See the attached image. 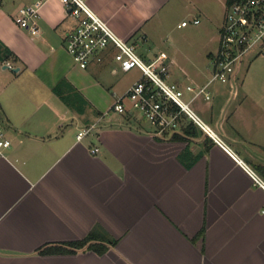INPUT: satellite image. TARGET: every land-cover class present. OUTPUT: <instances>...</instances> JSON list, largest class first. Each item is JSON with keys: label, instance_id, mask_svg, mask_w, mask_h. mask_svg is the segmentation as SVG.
I'll list each match as a JSON object with an SVG mask.
<instances>
[{"label": "crops", "instance_id": "crops-1", "mask_svg": "<svg viewBox=\"0 0 264 264\" xmlns=\"http://www.w3.org/2000/svg\"><path fill=\"white\" fill-rule=\"evenodd\" d=\"M35 1H0V47L14 53L1 59L0 72V121L12 141L0 156V264H264V188L188 118L176 136H161L141 114L112 109L140 77L119 90L112 50L78 66L65 47L77 20L61 0L45 1L39 36L22 29L19 9ZM89 3L152 64H166L161 53L153 62L148 43L170 18L193 14L179 27L205 25L219 42L227 8L226 0L215 7L199 0ZM166 65L169 81L181 86H204L213 76L212 64L194 72ZM62 80L85 102L65 103L54 90ZM209 85L210 100L188 93L193 107L264 179V136L255 135L264 103L250 101L243 85ZM98 228L108 240L69 244ZM100 242L104 253L92 248ZM58 247L67 251L43 252Z\"/></svg>", "mask_w": 264, "mask_h": 264}, {"label": "built area", "instance_id": "built-area-1", "mask_svg": "<svg viewBox=\"0 0 264 264\" xmlns=\"http://www.w3.org/2000/svg\"><path fill=\"white\" fill-rule=\"evenodd\" d=\"M1 1V0H0ZM46 0L19 9L16 23L32 36L41 34V9ZM68 15L77 20L75 29L67 34L65 47L75 63L88 68L93 59L109 50L113 51L117 69L123 73L137 68L141 76L127 91L115 98L112 109L119 113L139 112L155 129V133L165 136L176 133L183 117L188 118L197 127L206 132L214 142L230 153L264 188V179L247 164L224 139L203 119L186 99L193 93L194 98L204 95L212 98L210 83L214 81L232 82L241 72L246 55L256 45L264 46V0H236L227 5L225 22L220 31L219 49L211 56L213 76L204 86L188 84L181 86L169 81V68L166 64H152L139 54L136 45L121 37L99 13L90 5L89 0H61ZM183 21L182 26L189 25ZM194 23H199L198 19ZM90 128L81 130L77 137L84 138ZM12 141L0 121V156L6 157ZM93 153L99 151L94 148Z\"/></svg>", "mask_w": 264, "mask_h": 264}, {"label": "rangeland", "instance_id": "rangeland-1", "mask_svg": "<svg viewBox=\"0 0 264 264\" xmlns=\"http://www.w3.org/2000/svg\"><path fill=\"white\" fill-rule=\"evenodd\" d=\"M199 4L201 6L209 4L215 7L218 4V0H199ZM195 11L198 12V9H195ZM226 11L227 8H224V13H227ZM193 16V14L188 16L178 13L176 16L170 18L168 25H162L164 33L162 32V34H158L157 32L151 36L148 45L149 48H151V56L149 57L153 58V62L157 61L158 58H163L165 63L169 64L171 70L174 71L180 69L189 72L210 71L212 62L208 57L209 52L210 50L216 52L219 48V42L217 38L212 39V31H209L208 33L207 31L202 30L201 26L205 25H199L198 28L192 25L188 27H179V22L184 19L190 21ZM162 51H166L171 57L166 56ZM159 53L161 54L157 58L156 55ZM3 56L4 53H1L0 51V72H2L1 59H3ZM240 74L241 75L235 84L244 86L246 93L249 94L250 101L264 103V46L256 45L250 50L245 57ZM119 76L117 88L123 91L130 83L141 76V71L135 68L127 73L121 72ZM188 93L186 94L187 100L192 97ZM135 113L139 112L135 111L132 114ZM249 119L255 123L253 117H250ZM145 121L148 122L147 120ZM255 135L257 138L264 136V126L258 127V132Z\"/></svg>", "mask_w": 264, "mask_h": 264}, {"label": "trees", "instance_id": "trees-1", "mask_svg": "<svg viewBox=\"0 0 264 264\" xmlns=\"http://www.w3.org/2000/svg\"><path fill=\"white\" fill-rule=\"evenodd\" d=\"M234 1L236 0H226V4L230 5ZM0 51L1 53H4V56H3L4 59L14 56V53H12V51L8 48L1 49ZM54 90L61 97V99L65 101V103H67L69 106L73 108L85 102V98L67 80H62L59 84L56 85ZM173 136H176V135L174 134ZM108 239L109 238L106 236L105 231L98 228V229H95V231H93L92 233H90L84 240L80 242H72L69 244L71 246H84L92 240L106 241ZM92 248L98 251L99 253H104L107 249L106 245H104L101 242L94 243L92 245ZM62 251H67V250L58 247V248H48V249H45L43 252L53 253V252H62Z\"/></svg>", "mask_w": 264, "mask_h": 264}, {"label": "water", "instance_id": "water-1", "mask_svg": "<svg viewBox=\"0 0 264 264\" xmlns=\"http://www.w3.org/2000/svg\"><path fill=\"white\" fill-rule=\"evenodd\" d=\"M15 70H19V68L15 69Z\"/></svg>", "mask_w": 264, "mask_h": 264}]
</instances>
